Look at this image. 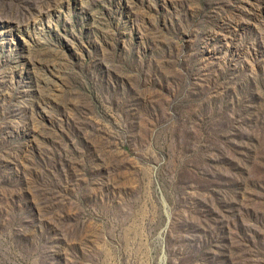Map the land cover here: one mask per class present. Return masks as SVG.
<instances>
[{
    "label": "rangeland",
    "instance_id": "obj_1",
    "mask_svg": "<svg viewBox=\"0 0 264 264\" xmlns=\"http://www.w3.org/2000/svg\"><path fill=\"white\" fill-rule=\"evenodd\" d=\"M0 264H264V0H0Z\"/></svg>",
    "mask_w": 264,
    "mask_h": 264
}]
</instances>
